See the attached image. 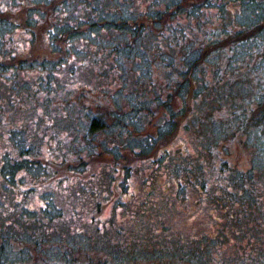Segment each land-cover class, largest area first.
<instances>
[{
	"label": "rangeland",
	"instance_id": "obj_1",
	"mask_svg": "<svg viewBox=\"0 0 264 264\" xmlns=\"http://www.w3.org/2000/svg\"><path fill=\"white\" fill-rule=\"evenodd\" d=\"M95 1L0 0V228L45 249L22 263L264 264V130L240 131L231 113L260 117L264 48L239 35V2L104 0L143 16L139 57L152 62L133 65L100 54L123 36L91 30ZM56 21L73 24L59 48L47 36ZM169 21L201 50L192 98L161 92L175 79L162 67L175 49L155 44ZM93 118L105 127L89 132ZM166 118L175 122L161 133ZM7 157L17 163L5 169Z\"/></svg>",
	"mask_w": 264,
	"mask_h": 264
},
{
	"label": "trees",
	"instance_id": "obj_2",
	"mask_svg": "<svg viewBox=\"0 0 264 264\" xmlns=\"http://www.w3.org/2000/svg\"><path fill=\"white\" fill-rule=\"evenodd\" d=\"M163 0H157L156 2L160 3ZM178 0H165L163 3L165 4L166 9L168 8H174L175 5H177ZM228 0H223V2H227ZM235 2H239L241 6V22L242 24H239L238 27L240 28L238 30L239 35L244 34V37L242 39H245V41H250L255 47H262L264 48V0H232ZM109 4V3H108ZM108 4L105 3L104 0H96L93 5L89 8V11L92 10V16L94 17V22L91 24V30L96 29L95 31L99 32H106V31H113V32H119L122 34L123 39L122 41H119L117 43H114L113 46L109 48H105L106 50H102L100 54H108L114 59L119 62V64L123 61L130 60L133 65H141L144 63H150L152 62L151 59L147 57H139V55H146L147 51L145 50V47L142 43V39L144 36V30L145 27L143 24H137L136 18L143 17L139 16V13L134 12L132 9H128L129 14L131 15L129 17H120L119 13L116 12L114 9L108 7ZM110 6V4H109ZM154 6H156L154 4ZM153 6L152 10H156V8ZM164 10H158L159 12L163 13ZM150 11V10H149ZM146 13H142L144 15ZM154 15V14H151ZM176 16V15H175ZM175 16H173L175 18ZM132 17V19H131ZM131 19V20H130ZM82 22H85L82 19H79ZM7 21V20H6ZM36 21L33 17H27L26 23L28 22L29 26H33V23ZM171 21V20H170ZM167 22L166 28H168V32L170 33V36L168 38V35L164 34H155V44L161 48V39H167V43L169 45V48H174L176 53L173 54L170 57V60L165 61L162 63V67L165 68V70L168 69V74L171 76H175V79L172 80V78L169 80L171 82L167 83V89L166 91L161 89V92L165 95H168V101H170V96L172 95V92H174V97L177 99L179 97H183L188 99L187 96H185V92L188 91L190 94V98L200 95L198 89L201 87L199 86L196 88L194 85L189 84V73L190 71H195L196 69V61L199 59V56H201L200 49L193 50L192 47V41L186 40L185 36V28L183 26H175L172 25L171 22ZM9 23H11L12 26L17 25L11 20H8ZM62 21H56L55 23L49 24V28L47 29V36L49 38V47L59 48L60 46L58 43H65L67 40L65 39V35L63 30H67L70 27H73V24L71 22H62ZM136 23V24H135ZM171 27V28H170ZM170 28V30H169ZM34 30H31L33 32ZM33 39V38H32ZM0 42H3L0 38ZM61 43V44H62ZM183 47L184 50L181 49ZM231 47L235 50L238 49V42L236 43L235 40H233ZM181 49V50H180ZM82 50V49H80ZM78 50V51H80ZM9 51V50H8ZM180 51V55L179 52ZM165 53V52H164ZM160 54H163L161 52ZM170 54V53H165ZM7 56L9 59L15 60V55L11 52L7 53ZM14 69L20 70L19 67L17 68L14 64H12ZM64 65V63L60 64ZM0 67H3V60L0 59ZM264 67V64H263ZM197 71V70H196ZM54 76V74H51ZM188 76V77H187ZM44 78V77H43ZM170 78V77H169ZM45 79V78H44ZM61 84V83H60ZM262 91L255 97L257 102V113L260 116L259 119L257 115L255 118H253L252 114H245L243 112L244 106L241 111H237L236 109L231 110L232 116H235V118H240L241 124L239 125L240 131H250L251 129H247L246 125L249 123L252 124L251 127H256L259 132H262L264 130L263 124L264 121H262V117L264 116V85L261 86ZM210 89V88H209ZM210 90H216L218 92V88L214 87ZM160 92V91H159ZM210 93V92H209ZM134 96V95H132ZM218 96V95H217ZM158 103L164 104L166 102L165 98L158 97ZM181 99V98H180ZM235 107V104L232 106ZM142 107L137 106V108L134 109V111L139 110L141 112ZM125 113V111H124ZM263 114V115H261ZM116 115V113H115ZM238 116V117H237ZM120 117V115H119ZM235 119V120H237ZM254 121H253V120ZM175 122V120H172L171 118L164 119L162 127L160 128L161 133L164 131L170 130L172 124ZM262 123V124H261ZM229 129L234 130V132L237 131V129L230 128V125L227 124ZM88 131L89 132H96L98 130H101L105 127V124L102 119L93 118L87 123ZM232 127V126H231ZM262 134V133H261ZM264 136V134H262ZM5 169L7 167H11L12 164H16L17 162L10 161L9 158H5ZM29 161V167L30 164L33 163V161L26 159ZM21 161V160H20ZM18 161V162H20ZM4 179L6 182H11L9 179V175L7 174ZM20 233H16L13 230L3 229L0 228V264H24L22 263L25 261L24 259H31L33 257L31 250L34 248V250L39 253V251L45 252V249L43 248V244L39 242L35 237L31 236L30 232H22L21 230H18ZM24 238V239H23ZM32 239V240H31ZM21 241V246L14 243H19ZM30 243L27 247L25 246L24 242ZM7 254L15 255V257L18 258V260H13L11 262H4L2 258L5 257ZM69 258V257H68ZM68 258L67 261L69 260ZM20 261V262H19ZM73 261V260H72Z\"/></svg>",
	"mask_w": 264,
	"mask_h": 264
}]
</instances>
